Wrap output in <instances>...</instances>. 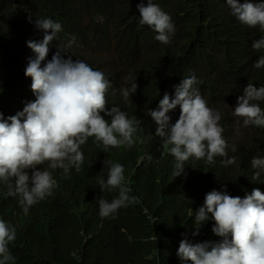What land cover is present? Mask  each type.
Wrapping results in <instances>:
<instances>
[{
	"label": "trees",
	"instance_id": "trees-1",
	"mask_svg": "<svg viewBox=\"0 0 264 264\" xmlns=\"http://www.w3.org/2000/svg\"><path fill=\"white\" fill-rule=\"evenodd\" d=\"M4 1L0 0V5ZM15 1L19 4L13 10L19 8L32 10L39 6V14L55 13L57 16L55 22L61 24L60 32L71 36L65 41L73 39L70 52L78 60L92 61L95 59V64L101 63L106 66L109 60L104 57L107 56L108 51L115 49L122 61L132 63L133 67L141 68L144 74L136 76L133 72L132 81L128 84L127 89H131L133 83L137 84L136 91L130 94L129 99H125L119 92L112 93L109 99L111 105L118 106L129 114L140 110V126L146 123L143 105L150 107L155 102L153 106L155 110L165 92L170 97L174 96L175 86L180 84L185 75H188L187 77L195 75L198 81L205 82L207 76L214 74V69L206 63L188 66L180 73L173 71L177 63L174 54L195 48L194 59H196L212 49V44L188 41V37L195 32L199 34V29L205 30L202 36L208 35L210 31L215 40L225 42L224 48L220 44L215 47V50L222 49L229 56L224 65V72L226 81L230 83L231 92L223 93L213 105L224 100H233L234 90L239 87L236 83L247 78L264 85V67L255 68L251 58L247 56L251 51L264 55V50L257 52L251 46L259 34L264 37V32H261L258 27L250 28L241 24L232 15L230 8H226V0H158V6L171 8L167 14L179 25L183 33L180 40L172 42L170 46L160 47L162 57L160 61H156L154 54L148 55L146 59L132 54L123 57L131 50L150 46L153 41L152 34L140 26L138 18L140 13L135 2L128 3L123 0ZM29 1H32L29 6L21 7V3ZM140 1L147 4V0ZM257 1L250 0L249 2ZM239 2L244 3L245 0H239ZM74 3L77 4L74 6ZM86 14L89 16L84 18ZM29 20L33 18H21L18 20V25L20 27L33 25L34 22L29 23ZM12 39L7 38L2 43H9ZM124 44H129V47L121 50ZM98 51L101 54L96 56L95 53ZM169 57H171V62L168 61ZM171 64L174 66L173 69ZM110 65H114L113 59L110 60ZM2 67L6 68V65ZM166 75L173 78L180 76V78L172 83L164 78ZM109 77L119 85L116 73L109 74ZM150 78H152L151 81ZM24 86H30L28 79L20 82L19 88L25 90ZM214 86L211 83L206 87V92H211V96H213ZM254 87L259 88V86ZM9 94L7 90L0 92V112L4 102H12ZM235 104L237 103H233ZM173 112L174 110L170 111L168 115L171 117ZM9 113L10 115L16 114L13 111ZM222 124L226 126L227 122L224 121ZM153 126L154 124L145 126L144 131ZM257 131L259 132V129ZM226 134L229 135V133ZM260 135L261 133L256 139V147L250 142V138H245V135L235 141L231 139L228 152H233L235 155L234 164L238 166L236 174L242 172L241 179H234L235 174L228 172L230 166H219L213 172L205 174L207 169L200 160L195 159L185 162L184 171H188V174L184 177H181L182 174L177 177L174 175L166 177L170 171L175 170V163L171 165L169 159L165 157L169 154L167 150L163 151L158 159L168 164L167 167L152 166L144 163L142 158L135 155L111 161L124 166L126 183L132 188L130 194L139 192L137 196L140 201L137 204H129L116 216L105 218L97 213L99 210L97 202L103 196L79 201L72 199V202H63L60 205L41 200L30 207L28 213L25 214L17 199L18 196H8V190L0 191L2 219L8 221V224L16 229V240L9 245L13 257L10 264H170V260H166L165 257L172 255L173 248L162 249L164 244L157 243V240L163 238V235H156L157 228H165L166 232L170 233L171 224L166 220L168 216L185 219L184 211L193 199L195 197L200 199L201 206H203L205 195L212 190L226 191L231 196L243 198L246 194H250L252 189L261 185L263 187L258 189L264 193V175L254 180L253 175L257 170L251 167L252 154L258 151V147L260 148L264 143ZM223 137L226 142L229 141L227 136ZM81 151L84 154V162L80 171H76L74 167L70 168L67 173L63 169H56L58 170L56 175L58 187L71 186L64 193L73 189L78 190L80 194L88 193L99 187L97 181L100 178L107 177L110 167L108 161L99 166L93 164L99 156L88 140L81 146ZM90 164L93 165L89 166ZM146 177L157 182L151 183L146 180ZM196 177L197 179L188 185V181ZM206 181L216 186L210 188L212 190H198L189 196L183 194L187 188L201 186ZM247 187L248 192L246 193L243 189ZM112 191L118 193L117 190ZM90 208L91 211L85 213ZM154 235L156 240L153 239ZM166 241H172V239L168 238ZM160 249L159 254L155 255L159 263L155 259L146 258L149 253ZM183 263L189 262L184 261Z\"/></svg>",
	"mask_w": 264,
	"mask_h": 264
},
{
	"label": "clouds",
	"instance_id": "clouds-1",
	"mask_svg": "<svg viewBox=\"0 0 264 264\" xmlns=\"http://www.w3.org/2000/svg\"><path fill=\"white\" fill-rule=\"evenodd\" d=\"M226 4L241 24L258 27L264 32V0L256 3L226 0ZM137 8L139 23L154 30L157 41L169 44L175 33L171 17L153 0H147L146 5L141 2ZM36 26L45 34L39 42L26 40L27 47L35 54L34 58L28 59L24 70V75L31 78V85L24 86L23 99L28 103L22 111L11 109L16 114L7 118L0 112V183L7 186L8 196L20 198L25 214L37 202L51 196L57 186L52 172L36 170L38 165L47 163L48 168L63 169L65 173L73 167L80 171L84 162L81 146L90 137L101 142L105 149L131 148L137 140L143 143L136 136L140 120L129 118L116 106L106 109L107 93L113 85L102 71L94 70L72 55L73 39L60 46L51 44L61 31V24L46 18L36 20ZM48 30H51L50 34ZM251 46L257 52L264 50V37L259 34ZM61 53L70 58H63ZM44 61L47 62L42 66ZM254 67H264V55L259 56ZM197 82L195 75L182 79L175 86L174 96L165 92L157 108L149 111L155 124V136L161 138L163 147L175 158L174 177L183 174L189 159H206L207 163L213 164L215 157L227 156L228 145L219 124L221 116L207 105L194 87ZM259 84L262 85L249 83L237 104L233 105L234 114L243 119L245 126H264V109L254 103L264 101V86L254 87ZM136 88L137 84L133 83L131 89H123L125 99H129ZM6 90L15 96L16 88L0 87V92ZM177 106L179 117L171 124L168 113ZM101 113L111 117V121ZM107 163L110 165L107 179L97 183L101 191L118 189V197L111 202L99 200V214L105 218L114 216L121 207L140 202L138 197L130 194L132 189L126 183L124 166L111 161ZM224 163L232 164L234 158ZM251 167L257 170L253 179H259L264 172V158L253 157ZM26 169L33 170L31 176ZM209 214L214 221L211 231L222 240L191 243L187 238L182 239L177 250L182 261L191 264H264V193L254 188L241 198L226 191H210L205 195L203 206L195 212L193 236L199 234L203 222L209 220ZM153 239L156 240L155 235ZM15 240V227L0 219V264H10L13 260L9 245Z\"/></svg>",
	"mask_w": 264,
	"mask_h": 264
},
{
	"label": "bare ground",
	"instance_id": "bare-ground-1",
	"mask_svg": "<svg viewBox=\"0 0 264 264\" xmlns=\"http://www.w3.org/2000/svg\"><path fill=\"white\" fill-rule=\"evenodd\" d=\"M128 3L135 2V4L141 3L140 0H123ZM155 4H157L158 0H153ZM250 1V0H249ZM32 1H29L27 3H21V7H27L31 4ZM226 2V1H225ZM224 2V3H225ZM257 2H260L258 0ZM256 3V2H253ZM19 2H14V0H5L1 5H0V87L7 86L11 89L16 88V94L15 96H12V94H9V97H14V99H11L12 102L10 103H3L2 106V113L7 118L10 113L9 111L11 109H17L18 112L23 110V107L25 106L28 101L23 99V95L25 94V90L20 89L19 85L20 82H22L24 79H28L29 83L31 85V78L26 77L24 75V70L27 66L28 59L30 57L34 58L35 54L32 52L30 48L27 47V42L26 41L28 38H30L29 41H41L44 36V30L39 29L36 26V20L40 19H52L54 22L57 20V16L55 13L52 12H47L45 14H39V6H36L34 9L30 10L26 8L25 10H22L19 8L18 10H13V8L18 5ZM77 3H74V6ZM226 8H229L228 5L225 3ZM163 12L167 14L169 12L168 10L171 8H166L165 6L160 5L159 6ZM89 15L86 14L84 15V18H87ZM24 17H32L33 20H29V23L34 22L33 25H28L25 27H20L18 25V20ZM172 23L174 24L175 27V33L171 37V42L167 44L166 46H170L172 42L176 40H180L183 37V33L180 31L179 25L171 19ZM143 28L148 30L152 36H153V41L150 46L148 47H142L136 50H131L129 53H126L123 55V57H127L128 55H136L140 58L146 59L148 55L154 54L156 56V61L162 60L161 57V50L160 47L165 45L162 44L161 42L157 41L155 39L156 35H153L156 33L154 30L149 28L147 25H141ZM204 29H199L198 33H194L192 36L188 37L189 42H195L199 44H212V49L207 50L203 55L197 57L194 59V54H195V48L188 50L186 52H179L174 54L173 56L176 58L177 63L175 66V70L173 69V64H171V67L174 72L180 73L183 70H186L188 66H192L195 64H202L206 63L207 66L212 67L214 69V74L207 76L205 82L198 81L194 87H196L199 90L200 95L207 101V105L212 106V110L214 112H219L221 119L219 121L220 126L224 129L223 131V136H227L229 138V141L227 142L228 147H230L231 144V135L232 133H238L242 131H247L245 133V138H250V142L256 147L255 145L256 139H258V134L261 133V138L264 139V126H255V125H248L245 126L243 124V119H240V117L236 116L234 114V110H231L229 108H224L222 104L220 105H213V103L220 98V96L223 93H230L231 92V87L230 83L226 81L225 79V72H224V65L228 59V53L225 52L224 50H215V47L222 44L223 48L226 46V43H221L218 40H215L213 34L209 31V34L206 36H202L201 34L204 33ZM49 34L51 30H48ZM71 36L69 34H62L61 32L57 33L56 40L51 42V44L54 45H61L65 42V40L69 39ZM7 38H13L9 43H2ZM26 41V42H25ZM50 44V45H51ZM129 47V44H124L123 48L121 50H125ZM101 54L100 51L96 52L95 55L98 56ZM262 55V53L256 54L253 51L251 53H248L247 56L251 58L252 62L254 63L257 59H259V56ZM61 56L65 59L70 58V56H67L66 54L61 53ZM117 57L116 50H110L107 52V56L104 57L105 59H108L109 61L106 63V66L100 64H95L93 59L92 61H83L87 63L90 67H92L94 70H99L102 71L105 75L106 78H108L113 87L109 89L107 93V105L106 109L108 107H113L109 103V99L112 93L114 92H119L122 93V90L125 89L126 87L119 86L118 84H115V82L109 77V74L111 73H116L118 76L119 83L123 82V79L121 77V74H128L129 72L133 73L135 72L136 76H142L144 74V71L141 68L138 67H133L128 66L125 69H122L119 66L116 65H110V60L114 59ZM172 57V56H171ZM171 57L168 58V61H170ZM133 62V60L131 59ZM47 61L42 62V66L44 63ZM171 62V61H170ZM2 65H9L10 68H5L2 67ZM150 73V71L148 70ZM130 75V74H128ZM188 75L184 76V79ZM167 79L168 82H176L179 80L180 76L173 78L171 76L167 75L164 77ZM152 78H150L151 81ZM255 82L254 80H251L249 78L240 81L236 83L239 87L234 90V98L231 100L230 103H237L238 97L242 96L244 94V89L249 83ZM213 83L215 86L212 89L213 96H211V92H206V87L207 85ZM259 87L264 86L259 84ZM21 94V95H20ZM6 95V94H5ZM34 101V100H33ZM32 102V101H30ZM224 102V101H221ZM155 103V102H154ZM154 103L148 107L143 105V109L145 110V119L146 123L144 125L140 126V130L136 133V136L139 137L140 140L143 141V143H140L139 140L131 147L127 146H120V147H109L108 149H105L104 146L102 145L101 142L95 141L94 137H90L88 141L92 144L93 150L97 153L99 156L98 160H96L93 164L96 166L102 165L106 161H114V160H122L123 157L129 156V155H135L143 159L144 163H148L152 166L156 167H167L168 164L158 161L160 154L165 151L166 149L163 147V142L161 138L155 136V124L151 120V117L149 115L150 110H154L153 106ZM254 103H258L259 106L264 109V102L261 101H254ZM118 107V106H116ZM121 109V108H120ZM122 111L126 112L129 118L136 117L138 120L141 121V116H140V110L134 111L131 114H129L126 110L121 109ZM179 108H175L174 112L171 114V119L170 123L174 124L175 121L179 117ZM102 116L109 122L111 121V117L106 116L104 113H101ZM226 121L227 125L223 126L222 123ZM243 124L242 126H239L238 124ZM154 124V126L150 129H147L144 131L145 126ZM259 129V132L257 131ZM226 133H229L227 135ZM228 147L226 148L227 156L226 157H220L217 156L214 158V163L209 164L207 163L206 159L200 160V162L203 164V166L207 169L205 174L213 172L215 169H217L219 166H230L228 169V172L231 174H235L234 179H241L243 173L239 172L236 174V169L238 168L237 165L234 163L232 164H225L224 161H226L229 158H234L235 161V155L233 152H228ZM83 150V149H82ZM84 155V154H83ZM253 157H258V158H264V143L261 144V147H258V151L254 152L252 154ZM151 156V159L148 157ZM166 158L169 159V162H171V165H174L176 163L175 158L171 154L165 155ZM220 161L219 163L217 161ZM90 164L89 166L93 165ZM82 166V165H81ZM47 169L50 172H52V175L55 176L53 177L56 180V175L58 174V170H53L48 168V164L45 163L44 165H38L36 170H43ZM28 172L29 176L32 174V169H26ZM188 174V171H184L181 177H184L185 175ZM174 175V171H170L166 177H170ZM261 175H264L262 172ZM100 179H107V177H102ZM197 179L194 178L193 180L188 181V185H191L195 180ZM146 180L151 182V183H156L154 179L146 177ZM57 182V181H56ZM29 186H31V183L29 182ZM216 185H212L211 182L206 181L204 182L201 186H193L189 187L184 191L185 196H189L192 193L198 192V190H212L210 188H214ZM71 186L69 187H58V182L57 186L53 189V194L51 196H48L44 199L45 202L51 203L54 205H60L63 202H72V199H76L77 201L83 200L86 198H91V197H100L103 196L101 199L107 200L111 202L114 198L118 197V193L113 192L112 190L109 191L105 189L104 191L100 190V187L97 189L90 191L88 193L80 194L78 190L73 189L70 192L64 193L65 191L69 190ZM130 187V186H129ZM263 186H258V188H262ZM132 189V188H131ZM8 190L7 186L4 185L3 183L0 185V191H5ZM246 193L248 192V187L243 189ZM118 191V189H117ZM139 192L131 195H137ZM139 198V197H138ZM19 200L20 198L17 197ZM99 204V201L97 202ZM202 202L198 198H194L193 202L185 209L184 214H185V219H180L175 216H168L166 220L171 224L170 225V233L168 234L165 230V228H157V233L156 235H163V238L158 239L157 243L159 244H164L162 249L165 247L168 248H173V253L170 257H165L166 260H170V264H191L190 261H187L189 263H183L178 256H177V250L179 247V243L182 239L187 238L189 242H220L222 240L221 237L215 236L211 229L214 226V221L211 219V216L209 215V220L207 222H203L202 227L199 229V234L196 236H193L192 233L196 231L194 228L195 225V212L196 210L201 207ZM126 207H121L117 213L114 214V216L119 215L123 209ZM91 211V208L86 210L85 213H88ZM84 213V214H85ZM99 214V210L97 211ZM100 215V214H99ZM1 219L3 216L0 213ZM9 223L8 221H6ZM12 226V225H10ZM168 238H171L172 241H166ZM229 239L231 237L229 236ZM170 242V243H169ZM210 250V248H209ZM160 250L153 251L146 255L147 259H155V255L159 254ZM157 263H159L158 259H155ZM186 262V261H185Z\"/></svg>",
	"mask_w": 264,
	"mask_h": 264
},
{
	"label": "rangeland",
	"instance_id": "rangeland-1",
	"mask_svg": "<svg viewBox=\"0 0 264 264\" xmlns=\"http://www.w3.org/2000/svg\"><path fill=\"white\" fill-rule=\"evenodd\" d=\"M139 18V17H138ZM140 19V18H139ZM113 61H114V65H116V66H119V67H121L122 69H125V68H127L128 66H131L132 65V63H127V62H124V61H122L118 56L117 57H115L114 59H113ZM133 66V65H132ZM6 68H10V66L9 65H6ZM128 74H130V75H128ZM128 74H121V77H122V79H123V82L122 83H119V86H123V87H128V84H129V82H131L132 81V78H133V73H131V72H129ZM171 84V83H170ZM169 84V85H170ZM231 102V100H224V102H217V105H220V104H222V106L224 107V108H229V109H231V110H233V103H230ZM239 126H242L243 124H238ZM245 133H247V131H242V132H238V133H232V134H230L231 135V137H232V140H236V139H238V138H240V137H243L244 135H245Z\"/></svg>",
	"mask_w": 264,
	"mask_h": 264
}]
</instances>
